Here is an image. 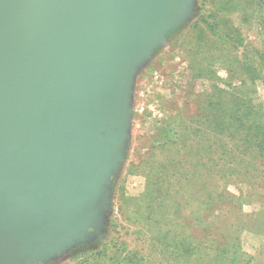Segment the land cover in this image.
<instances>
[{
  "label": "water",
  "instance_id": "95a60500",
  "mask_svg": "<svg viewBox=\"0 0 264 264\" xmlns=\"http://www.w3.org/2000/svg\"><path fill=\"white\" fill-rule=\"evenodd\" d=\"M192 0H0V264L101 225L138 70Z\"/></svg>",
  "mask_w": 264,
  "mask_h": 264
},
{
  "label": "rangeland",
  "instance_id": "374dc122",
  "mask_svg": "<svg viewBox=\"0 0 264 264\" xmlns=\"http://www.w3.org/2000/svg\"><path fill=\"white\" fill-rule=\"evenodd\" d=\"M233 3L192 0L191 14L138 70L124 160L113 178L101 225L40 264H264V185L243 180L228 184L229 198L237 206L232 213L224 205L225 219L208 215L209 210L192 217L184 209L176 219L165 215L156 221L145 198L149 168L161 172L159 162L165 159L156 156L150 137L169 115L195 114L197 94L211 92L217 83L225 87L223 79L235 84L241 77L249 81L243 86L248 107L261 103L264 108V11L249 10L246 16ZM201 62L210 64L208 71L203 72ZM197 64L201 71L195 70ZM235 216L243 220L232 235L228 228L234 224L228 222ZM222 234L238 235L240 252L234 253L232 237L225 240Z\"/></svg>",
  "mask_w": 264,
  "mask_h": 264
},
{
  "label": "trees",
  "instance_id": "16d2710c",
  "mask_svg": "<svg viewBox=\"0 0 264 264\" xmlns=\"http://www.w3.org/2000/svg\"><path fill=\"white\" fill-rule=\"evenodd\" d=\"M232 6L247 16L249 10L264 11V0H234ZM197 65L195 70L201 71ZM209 65L203 72L208 71ZM221 82L225 87L216 82L211 92L197 94L195 114L179 111L169 115L150 137L156 156L160 153L165 158L159 162L161 172H153L152 167L147 172L145 198L156 221L165 215L176 219L184 209L192 217L209 210L208 215L225 219L229 215L224 212V205L232 213H236L233 208L237 206L236 200L229 198L228 184L243 180L252 186L264 185V108L261 103L248 107L249 99L243 89L249 84L246 77L235 84L227 79ZM154 160L152 157L150 163ZM214 210L222 212L217 214ZM234 218L228 222L234 224L228 228L232 235L235 224L243 220ZM221 237L228 240L232 236ZM238 239V235L232 237L234 253L240 252Z\"/></svg>",
  "mask_w": 264,
  "mask_h": 264
}]
</instances>
